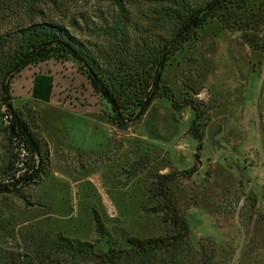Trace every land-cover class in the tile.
Instances as JSON below:
<instances>
[{
	"label": "rangeland",
	"instance_id": "1",
	"mask_svg": "<svg viewBox=\"0 0 264 264\" xmlns=\"http://www.w3.org/2000/svg\"><path fill=\"white\" fill-rule=\"evenodd\" d=\"M254 6L262 13L254 30L213 20L163 72L162 84L177 103L200 109L203 146L191 177L183 173L193 168L198 143L189 134L195 117L189 106L176 111L166 98H155L139 123L119 130L108 121L110 107L71 61L29 66L11 81L13 106L37 128L48 157L37 184L19 195L0 194V264L4 251L22 253L37 237L97 243L92 211L111 244L124 235L170 234L148 202L158 174L173 175L166 188L189 227L186 264H264V2ZM76 8L90 26L77 39L120 103L136 111L142 74L127 72L115 59L113 40L96 35L93 16L107 17L111 8L96 0ZM211 126L215 146L207 136Z\"/></svg>",
	"mask_w": 264,
	"mask_h": 264
},
{
	"label": "trees",
	"instance_id": "2",
	"mask_svg": "<svg viewBox=\"0 0 264 264\" xmlns=\"http://www.w3.org/2000/svg\"><path fill=\"white\" fill-rule=\"evenodd\" d=\"M85 1L0 0V136L4 140V150L0 154V194L19 195L37 184L44 174L47 144L41 140L37 128L13 106L10 84L27 67L51 59L71 61L77 66L96 95L110 107L108 121L119 130L139 123L155 98H166L176 111L189 106L195 113L189 134L198 143L195 164L183 173L191 177L197 171L196 163L203 146L196 124L200 109L189 101L185 105L178 104L171 90L162 84L163 72L182 46L211 21L248 32L254 30L262 18L261 11L254 6L258 0H96L111 8L107 17L103 14L93 16L100 24L96 35L107 40L111 38L115 43L116 61L127 72H140L143 76L140 96L135 101L136 111H130V107L120 103L114 86L108 83L97 61L77 39V32L90 27L89 19L76 8ZM138 15L141 17L137 18ZM248 42L259 48L250 39ZM5 116L7 123L3 121ZM156 176L150 182L148 202L154 214H161L170 234L147 239L124 235L120 242L111 244L110 235L92 211L97 243L69 239L60 234L37 237L22 253L4 251L2 262L186 264L185 239L189 227L166 188L173 175ZM100 243L107 247L99 250Z\"/></svg>",
	"mask_w": 264,
	"mask_h": 264
},
{
	"label": "water",
	"instance_id": "3",
	"mask_svg": "<svg viewBox=\"0 0 264 264\" xmlns=\"http://www.w3.org/2000/svg\"><path fill=\"white\" fill-rule=\"evenodd\" d=\"M213 132H214V127L213 126L209 127L207 130V136H208V140H209L210 145L215 146L216 142L214 140V133Z\"/></svg>",
	"mask_w": 264,
	"mask_h": 264
},
{
	"label": "built area",
	"instance_id": "4",
	"mask_svg": "<svg viewBox=\"0 0 264 264\" xmlns=\"http://www.w3.org/2000/svg\"><path fill=\"white\" fill-rule=\"evenodd\" d=\"M2 112L4 113V109H2ZM3 121H4L5 123H7V122H8V117L5 116L4 119H3ZM24 155H25V152L22 150V151H21V156L23 157Z\"/></svg>",
	"mask_w": 264,
	"mask_h": 264
},
{
	"label": "crops",
	"instance_id": "5",
	"mask_svg": "<svg viewBox=\"0 0 264 264\" xmlns=\"http://www.w3.org/2000/svg\"><path fill=\"white\" fill-rule=\"evenodd\" d=\"M33 96V95H32Z\"/></svg>",
	"mask_w": 264,
	"mask_h": 264
}]
</instances>
